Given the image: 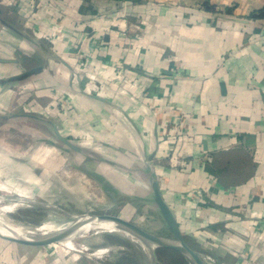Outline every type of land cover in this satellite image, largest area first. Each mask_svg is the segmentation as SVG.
<instances>
[{
	"label": "crops",
	"instance_id": "1",
	"mask_svg": "<svg viewBox=\"0 0 264 264\" xmlns=\"http://www.w3.org/2000/svg\"><path fill=\"white\" fill-rule=\"evenodd\" d=\"M0 8V103L29 84L51 104L72 170L94 184L75 191L123 200L158 233V186L200 255L264 264V0ZM253 148L254 170H234Z\"/></svg>",
	"mask_w": 264,
	"mask_h": 264
},
{
	"label": "rangeland",
	"instance_id": "2",
	"mask_svg": "<svg viewBox=\"0 0 264 264\" xmlns=\"http://www.w3.org/2000/svg\"><path fill=\"white\" fill-rule=\"evenodd\" d=\"M18 92L19 96H24L21 102L18 96L11 104L0 103V195L5 196L8 203L23 201L11 213L12 218L19 223L42 225L46 222L66 223L75 214L98 213L123 216L136 223L142 221L143 216L132 215L123 200L114 202L107 198L98 203L75 191L76 185L86 188L80 182L93 186L87 185V188H94V184L72 170L75 166L68 161L62 140L52 129L51 104L41 103L39 99L43 97H37L36 87L32 85L28 84ZM236 151L241 156L236 160L234 170H241L245 164L253 171L258 165L252 155L254 148L246 150L251 155L246 160L244 152ZM232 169L230 165L229 170ZM221 170L228 168L221 167ZM142 227L155 232L145 220ZM158 233L168 239H177L170 231L159 230ZM87 242L92 249H111L100 261L92 255L69 251L58 242L33 246L0 236V264H194L187 255L168 247L158 248L152 262L147 261L130 240L116 233L95 235ZM208 255L214 260H209ZM201 256L207 263L216 264L211 254Z\"/></svg>",
	"mask_w": 264,
	"mask_h": 264
},
{
	"label": "bare ground",
	"instance_id": "3",
	"mask_svg": "<svg viewBox=\"0 0 264 264\" xmlns=\"http://www.w3.org/2000/svg\"><path fill=\"white\" fill-rule=\"evenodd\" d=\"M6 199L5 196L0 195V234L21 237H44L53 234H64V232L75 230L73 235H69L57 242L62 244L69 251L92 255L100 259V261L106 258V253H108L111 248L92 249L87 240L95 235L105 233L120 234L130 240L139 249L142 256L146 258L147 261L151 260V262L153 260V251L155 252L161 247L157 245V243L145 240L116 223L97 220L88 215L79 216L75 214L73 219L66 223L46 222L42 225L19 223L12 218L11 213L15 212V209L19 205H22L23 201L19 199L16 203H8ZM163 242L171 244L179 243L177 239H168L166 237L163 239Z\"/></svg>",
	"mask_w": 264,
	"mask_h": 264
},
{
	"label": "water",
	"instance_id": "4",
	"mask_svg": "<svg viewBox=\"0 0 264 264\" xmlns=\"http://www.w3.org/2000/svg\"><path fill=\"white\" fill-rule=\"evenodd\" d=\"M58 137L64 141L65 143H69L68 139L65 138L61 133L56 130ZM155 197H156V202L161 210V213L163 214L165 220L168 223V228L169 231L173 236L177 237V240L179 241L178 244H171V243H166L163 242V239L165 237L147 230L146 228L142 227L136 222L131 221L130 219L119 216V215H112V214H96V213H88L84 215H88L89 217H93L97 220L101 221H110L113 223L118 224L119 226L131 231L135 235L145 239L149 240L152 242L157 243V245L161 247H168V248H173L175 250H178L179 252L187 255L188 257L191 258V260L194 262V264H208L202 256L194 250L192 247L187 244L185 241L182 232L180 230L179 225L177 224V221L175 219V216L173 215L171 209L165 202V200L162 197L161 191L158 186H155ZM72 231L64 232V234H53L50 236H44V237H21V236H14V235H8V234H0L1 237L5 239H9L12 241H16L19 243L27 244V245H33V246H41V245H48L53 242H57L59 240H62L63 238L73 235ZM153 257H156V251H153Z\"/></svg>",
	"mask_w": 264,
	"mask_h": 264
},
{
	"label": "built area",
	"instance_id": "5",
	"mask_svg": "<svg viewBox=\"0 0 264 264\" xmlns=\"http://www.w3.org/2000/svg\"><path fill=\"white\" fill-rule=\"evenodd\" d=\"M207 258H209V260H214V259H212V257H211V256H209V255L207 256Z\"/></svg>",
	"mask_w": 264,
	"mask_h": 264
}]
</instances>
